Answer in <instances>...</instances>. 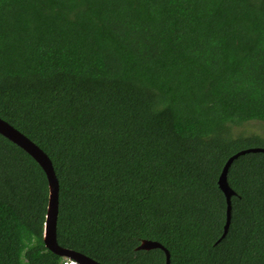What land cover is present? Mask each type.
<instances>
[{"label":"trees","instance_id":"1","mask_svg":"<svg viewBox=\"0 0 264 264\" xmlns=\"http://www.w3.org/2000/svg\"><path fill=\"white\" fill-rule=\"evenodd\" d=\"M0 117L51 158L60 245L103 264H264V0H0ZM46 172L0 134V264H63Z\"/></svg>","mask_w":264,"mask_h":264},{"label":"water","instance_id":"2","mask_svg":"<svg viewBox=\"0 0 264 264\" xmlns=\"http://www.w3.org/2000/svg\"><path fill=\"white\" fill-rule=\"evenodd\" d=\"M0 134L7 137L12 142L31 154L46 172L49 183V202L46 212V218L44 221L43 235L47 247L60 256L76 260L79 264H103L102 262L86 255L83 252L64 247L58 242L57 226L59 217L60 182L50 156L29 136H27L25 133H23L18 128L1 117ZM249 152H264V147L246 148L230 156L225 163L218 179V184L227 199V219L224 227V233L220 240L226 236L229 230L232 218V196L236 194V191L229 184L228 172L230 166L236 158ZM153 248H162L166 252V264H170V251L161 242L152 239H143L137 247V249L145 250H150Z\"/></svg>","mask_w":264,"mask_h":264},{"label":"rangeland","instance_id":"3","mask_svg":"<svg viewBox=\"0 0 264 264\" xmlns=\"http://www.w3.org/2000/svg\"><path fill=\"white\" fill-rule=\"evenodd\" d=\"M247 131V132H252V133H264V123L260 122V121H250L248 123H246L245 126H242V128L238 129L239 131L241 130Z\"/></svg>","mask_w":264,"mask_h":264},{"label":"built area","instance_id":"4","mask_svg":"<svg viewBox=\"0 0 264 264\" xmlns=\"http://www.w3.org/2000/svg\"><path fill=\"white\" fill-rule=\"evenodd\" d=\"M65 264H77V262H75L73 260H69V261H66Z\"/></svg>","mask_w":264,"mask_h":264},{"label":"clouds","instance_id":"5","mask_svg":"<svg viewBox=\"0 0 264 264\" xmlns=\"http://www.w3.org/2000/svg\"><path fill=\"white\" fill-rule=\"evenodd\" d=\"M69 260H73V261L77 262V261L74 260V259H71V258L65 257V260H64L63 264H65V262H66V261H69ZM77 264H79V263L77 262Z\"/></svg>","mask_w":264,"mask_h":264}]
</instances>
